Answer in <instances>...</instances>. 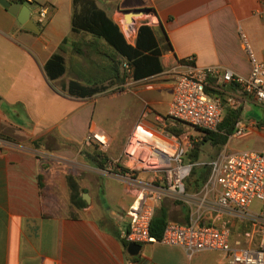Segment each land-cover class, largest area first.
<instances>
[{"label":"crops","instance_id":"1","mask_svg":"<svg viewBox=\"0 0 264 264\" xmlns=\"http://www.w3.org/2000/svg\"><path fill=\"white\" fill-rule=\"evenodd\" d=\"M94 1L127 41L123 14L146 10L131 28L148 24L155 29L163 71L139 80L127 78L91 97L70 96L63 89L70 80L89 83L107 77L103 53L111 49L105 41L72 31L73 0H34L30 6L36 15L39 7L47 9L39 33L24 29L0 5V137L14 145L0 146V264H227L221 251L188 253L160 242L141 244L137 255L128 254L115 234L134 187L101 176L89 165L75 171L71 163L80 157L90 129L107 134L109 159L117 160L135 125L156 128L157 118L168 113L176 78L190 58L197 67L217 66L248 76L251 65L239 30L264 62V0ZM56 53L63 56L66 73L51 81L44 67ZM217 95L224 100L237 96L238 105L225 107L223 115L231 110L240 114L218 154L257 151L258 140L264 147V130L256 127L264 124V105L240 94L234 83L222 86ZM116 104L117 112L110 113L108 106ZM238 130L244 134L236 136ZM42 154L49 159L40 160ZM69 173L85 205L70 203ZM169 200L162 202L169 221L188 223V207L168 205ZM225 220L234 243L246 229L244 222L229 216L217 220L204 210L199 223L219 227Z\"/></svg>","mask_w":264,"mask_h":264},{"label":"built area","instance_id":"2","mask_svg":"<svg viewBox=\"0 0 264 264\" xmlns=\"http://www.w3.org/2000/svg\"><path fill=\"white\" fill-rule=\"evenodd\" d=\"M21 1L27 6L34 2ZM261 17L264 19V10ZM46 21L47 9L39 7L35 24L42 26ZM239 40L251 65L248 76L217 66L197 67L190 58L189 65L176 78L168 113L157 118V127L135 125L121 156L110 159L104 169H95L101 176L134 187L133 200L118 227L119 240L128 245L160 242L188 253L221 251L227 257V264H264V151L218 154L209 164L210 173L200 196H193L186 190V181L196 165L188 159L196 140L189 131L168 130L187 126L199 132L217 131L225 107L235 108L238 99L233 95L224 100L207 88L218 92L225 84L234 83L240 94L264 105V62L258 60L242 30ZM123 67L129 71L126 64ZM256 127L264 130V124ZM243 134L242 130L235 133ZM84 143L102 150L109 148L108 136L102 130L90 129ZM0 146L14 145L0 138ZM38 158L46 161L49 156L42 154ZM122 169L128 174L120 173ZM166 199L185 203L190 221L184 224L168 221L162 238L157 241L150 235V225L157 208ZM255 203L259 204L256 210L252 209ZM204 210L213 212L217 220L229 216L244 222L246 229L232 243L229 221L225 220L219 227L199 223Z\"/></svg>","mask_w":264,"mask_h":264},{"label":"trees","instance_id":"3","mask_svg":"<svg viewBox=\"0 0 264 264\" xmlns=\"http://www.w3.org/2000/svg\"><path fill=\"white\" fill-rule=\"evenodd\" d=\"M12 2L23 3L21 0ZM72 31L89 34L93 37L102 39L111 49L110 53H103L108 61V75L105 79L82 83L78 80H70L63 89L70 95L79 98L94 96L107 90L113 85H120L125 79H143L159 74L163 71L161 64L162 49L156 35L155 29L142 24L136 30L134 43H128L119 26L115 24L107 13L100 9L94 0H73ZM29 32V31H28ZM66 43V39L63 44ZM63 50V46H60ZM123 64L128 66L127 71ZM45 72L51 81L57 80L66 73V64L63 56L56 53L45 64ZM210 92V89L207 88ZM240 114L236 110L227 111L221 120L216 132L200 130L203 134L202 142H196L194 148L188 154V159L192 163H197L200 155V145L209 142L211 145L221 148L227 141L228 136L232 135L239 122ZM169 131L180 133V129L168 128ZM2 138V137H0ZM7 140V138H2ZM8 141V140H7ZM83 157L89 166L96 169H104L109 161L106 154L97 150L95 146L82 151ZM120 173L127 175L128 171L122 169ZM210 173L209 166H194L191 174L186 181L187 192L199 193ZM40 180V178H39ZM67 184L70 189V203L74 206L85 205L79 196L77 182L72 173L67 175ZM169 221L167 207L161 203L157 208L150 225V235L159 241L162 238L166 223ZM115 236L118 238V234ZM119 239V238H118ZM123 247L127 249L128 244L121 241Z\"/></svg>","mask_w":264,"mask_h":264},{"label":"rangeland","instance_id":"4","mask_svg":"<svg viewBox=\"0 0 264 264\" xmlns=\"http://www.w3.org/2000/svg\"><path fill=\"white\" fill-rule=\"evenodd\" d=\"M29 7L31 9H33V14H32V19L34 20V22H37V15L36 13H34V8L32 6L29 5ZM139 18V17H138ZM135 27H132L131 29H125V32L128 30H131V32L127 35L128 41L134 42L135 36H136V31H135ZM116 103V102H115ZM108 110L110 111H115L117 112L118 110V105L116 104L115 107H113V105L108 106ZM99 112L97 113V116H99ZM169 130V129H168ZM181 131H189L192 135V138L196 140V142L200 143L203 140V134L197 130L191 129L190 127L187 126H183L181 127ZM120 136V135H119ZM263 143L262 141L258 140L254 142V147L257 149V151H264V147L262 146ZM94 145L92 146H86L84 141L81 144V147L79 148V158L74 160V162L71 163V168H73L75 171L81 170L82 168H85V166L88 165V163H86L84 157H83V152L85 150H88L89 148H93ZM97 148L98 151L106 154L109 158V152H110V147L106 150H102L100 148H98L97 146H95ZM200 155H199V159L198 162L196 163L195 166L198 167H203L205 165L209 166L210 162L216 157V155L219 152V148H217L216 146L211 145L209 142H204L202 145H200ZM110 160V159H109ZM189 195H198L200 196V192L199 193H193V192H188ZM166 204H172L174 206H177L179 209L183 207H186L187 205L183 202H180V204H177L174 201H165ZM259 206L258 203H255L252 207V209H257V207Z\"/></svg>","mask_w":264,"mask_h":264},{"label":"water","instance_id":"5","mask_svg":"<svg viewBox=\"0 0 264 264\" xmlns=\"http://www.w3.org/2000/svg\"><path fill=\"white\" fill-rule=\"evenodd\" d=\"M0 5L5 8L10 14L14 15L19 24H21L24 29L35 33L40 32L35 22L31 19L32 11L29 6L19 2H10L8 0H0ZM145 14L146 10H134L125 12L123 14L125 29H131V24L134 22V19ZM211 94L217 95V92H211ZM83 199L86 202L88 201L85 197H83ZM140 249L141 246L138 244H129L127 246V252L132 256L137 255Z\"/></svg>","mask_w":264,"mask_h":264}]
</instances>
